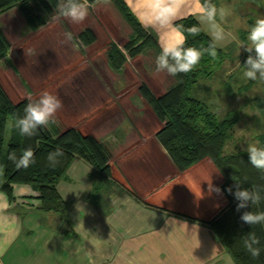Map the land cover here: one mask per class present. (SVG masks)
Segmentation results:
<instances>
[{
  "label": "crops",
  "instance_id": "crops-1",
  "mask_svg": "<svg viewBox=\"0 0 264 264\" xmlns=\"http://www.w3.org/2000/svg\"><path fill=\"white\" fill-rule=\"evenodd\" d=\"M110 2L91 5L83 0L79 7L66 15L56 14L47 23L61 18L71 34L66 36L69 40L87 31L96 38L110 34L116 40L125 38V30L131 39L132 29ZM34 3L40 5L39 0ZM126 4L165 53L184 44L186 37L176 23L191 16L228 60L233 54L245 55L240 68L246 63L248 44L239 33L264 32V0H126ZM23 10L18 5L0 14L4 34L14 33L18 26L21 34L27 30ZM255 22L262 25L261 30ZM54 38L61 36L55 33ZM229 66L221 63L215 70L223 69L220 80L235 89L247 86L242 79L232 83L237 67ZM135 67L140 76L150 73L144 65ZM156 69L171 76L163 65ZM90 70L93 67L88 65L81 68L82 87L89 85L85 76ZM213 74L206 77L208 81ZM141 80L138 84L131 79L115 96L99 97L92 91L88 97L86 93L75 104L79 117L71 130L94 137L105 147V142L113 141L107 148L111 177L77 159L58 186L68 204L66 215L41 213L38 193L27 185L14 186L15 200L5 197V201L15 207L6 208L4 214L18 234L12 244L0 239V264H237L209 224L230 204L222 190L223 175L209 158L185 172L178 170L156 139L163 124L141 94L143 85L150 86ZM198 83L192 96L205 103ZM136 84L138 88L133 89ZM172 84L171 77L160 94L154 88L152 92L160 97ZM89 86L94 88L92 83ZM69 109L73 110L70 104Z\"/></svg>",
  "mask_w": 264,
  "mask_h": 264
},
{
  "label": "trees",
  "instance_id": "trees-1",
  "mask_svg": "<svg viewBox=\"0 0 264 264\" xmlns=\"http://www.w3.org/2000/svg\"><path fill=\"white\" fill-rule=\"evenodd\" d=\"M86 1L95 5L103 0ZM111 1L134 33L127 52L135 58L153 45L173 79V84L160 97L146 85L140 88L163 124L156 135L158 142L180 172L206 158L213 161L225 179L222 190L230 204L209 224L237 264H264V163L255 154L226 152L229 138L240 119L238 112H231L224 120H219L209 105L192 96L195 84L211 76L227 55L204 32L194 16L176 23L186 41L175 51L165 53L136 19L126 0ZM39 2L40 8L34 0H0V14L22 5L30 28L36 31L56 14L66 15L83 4V0ZM90 34L87 31L83 35L84 41L91 37ZM9 48L0 27V61L7 56ZM111 53L119 69L126 61L124 56L114 46ZM77 159L85 160L103 175L111 177L107 147L94 137L73 129L53 134L28 101L14 104L0 86L1 192L12 201L14 186H30L38 193L41 213L66 215L68 204L58 186ZM2 166L5 167L3 177Z\"/></svg>",
  "mask_w": 264,
  "mask_h": 264
},
{
  "label": "rangeland",
  "instance_id": "rangeland-1",
  "mask_svg": "<svg viewBox=\"0 0 264 264\" xmlns=\"http://www.w3.org/2000/svg\"><path fill=\"white\" fill-rule=\"evenodd\" d=\"M116 11L120 14L117 8ZM216 16L222 20L219 15ZM56 21L53 24L46 23L36 31L28 24L27 30H23L22 34L19 26L14 29V33L8 34L11 37L4 34L10 48L7 56L0 61L2 89L14 104L28 101L53 134H62L71 130V125L77 123L79 117L75 111V104L81 101L82 96L87 94L88 97L91 96L92 91L99 97L115 96V92L123 90L124 85L126 86L131 79H135L138 84L142 79L141 82L150 85L148 88L151 92L154 88L160 94L161 87L169 84L171 76L155 72L158 70L156 68L163 65V61L153 45L144 51L145 55L140 54L134 58L127 52V46L134 37L129 39L126 30L123 31L125 38L116 40L110 37V34L108 38L104 36L96 38L90 34L91 37H87L88 39L85 37L86 42L83 35L79 34L74 40H69L66 36L71 34L65 22L61 18ZM255 24L256 29H262L260 23L255 22ZM260 32L239 33L243 43L246 44L247 40L248 44L244 67L240 68V63L245 59V55L233 54L229 60L226 56L222 61L225 65H230V68L237 67L232 83L242 79L246 84L248 83L247 86L242 89L230 87L227 82L220 80L225 74L223 69H220L214 72L212 80L208 81L207 78L200 80L198 91L199 89L203 91V95L206 96L205 103L215 112L219 120H224L231 112H238L240 119L229 138L226 152L242 151L255 154L264 163V32ZM55 33L61 38H54ZM113 46L118 48L126 60L119 69L115 66L111 53ZM232 49L233 52L234 47ZM12 58L14 62L11 61ZM137 64L144 65L150 73H147V76H140L135 67ZM85 65L93 67V70L86 74L85 79H88V84L92 83L94 88L89 85L86 88L81 86L80 73ZM97 79L106 87H98ZM136 86L133 89L138 88L137 84ZM196 95L194 92V96ZM69 104L73 110L69 109ZM10 128L11 122L8 130ZM105 143L111 146L113 141L110 144ZM4 170L5 167L2 166V177ZM5 197L8 196L4 193L0 201V239L12 244L17 239L18 229L4 213L6 208L15 207L9 204V201L12 202L15 198L12 201L9 199L7 204ZM26 199L28 200L29 197Z\"/></svg>",
  "mask_w": 264,
  "mask_h": 264
}]
</instances>
